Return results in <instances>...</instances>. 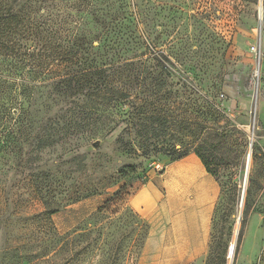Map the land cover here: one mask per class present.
Returning a JSON list of instances; mask_svg holds the SVG:
<instances>
[{"label":"rangeland","instance_id":"374dc122","mask_svg":"<svg viewBox=\"0 0 264 264\" xmlns=\"http://www.w3.org/2000/svg\"><path fill=\"white\" fill-rule=\"evenodd\" d=\"M47 10L64 41L95 39L128 95L85 120L47 89L24 124L2 119L0 264H136L148 226L123 202L130 182L200 141L222 191L210 249L190 264H264V0H55ZM63 114L79 123L72 133L55 125ZM129 165L137 171L124 177Z\"/></svg>","mask_w":264,"mask_h":264},{"label":"trees","instance_id":"16d2710c","mask_svg":"<svg viewBox=\"0 0 264 264\" xmlns=\"http://www.w3.org/2000/svg\"><path fill=\"white\" fill-rule=\"evenodd\" d=\"M53 1L0 0V122L18 115L24 124L36 99L47 89L58 97L73 98L74 107L68 111L75 114L71 116L82 114L85 120H92L99 106L104 110L119 107L128 95L124 86L114 85L110 69L115 63L99 57L95 39L76 35L74 40L64 41L60 37V29L52 25L50 13L44 14ZM80 100L92 102L94 106H88L87 102L80 104ZM71 116L63 114L61 121H55L56 127L72 133L79 123ZM154 117L158 115L155 113ZM33 127L29 123L19 128L25 132L26 128ZM3 142L1 147L12 144L8 140ZM203 147L204 142L200 141L195 148L176 150L173 156L163 158L176 160L195 152L215 176L216 156L204 152ZM136 171L135 165H129L119 172L125 177Z\"/></svg>","mask_w":264,"mask_h":264},{"label":"crops","instance_id":"0c3cea01","mask_svg":"<svg viewBox=\"0 0 264 264\" xmlns=\"http://www.w3.org/2000/svg\"><path fill=\"white\" fill-rule=\"evenodd\" d=\"M163 161V173L132 181L123 200L148 226L136 264H190L210 249L220 182L195 152Z\"/></svg>","mask_w":264,"mask_h":264},{"label":"built area","instance_id":"2783aa9c","mask_svg":"<svg viewBox=\"0 0 264 264\" xmlns=\"http://www.w3.org/2000/svg\"><path fill=\"white\" fill-rule=\"evenodd\" d=\"M251 50H253L254 52H258L256 46H252ZM165 168H166V163L163 160L159 159L155 162V169L158 173H163Z\"/></svg>","mask_w":264,"mask_h":264},{"label":"water","instance_id":"95a60500","mask_svg":"<svg viewBox=\"0 0 264 264\" xmlns=\"http://www.w3.org/2000/svg\"><path fill=\"white\" fill-rule=\"evenodd\" d=\"M261 16H262V13H261ZM99 142L98 141H96L94 144H96V146H98L99 144H98ZM250 153L248 154V161H247V166H246V177H245V181H246V179L248 180V177H249V171H248V169H249V160H250ZM246 190H247V186L246 187H244V189H243V192H242V196H241V204H243V202H245L244 201V199H245V194H246Z\"/></svg>","mask_w":264,"mask_h":264}]
</instances>
